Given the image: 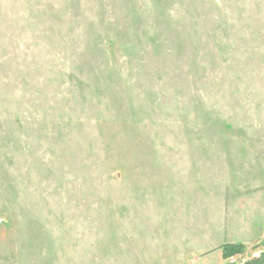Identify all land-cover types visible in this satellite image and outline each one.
<instances>
[{"label":"rangeland","instance_id":"1","mask_svg":"<svg viewBox=\"0 0 264 264\" xmlns=\"http://www.w3.org/2000/svg\"><path fill=\"white\" fill-rule=\"evenodd\" d=\"M245 189L264 0H0V264H184L227 235L221 264H264L227 233Z\"/></svg>","mask_w":264,"mask_h":264},{"label":"crops","instance_id":"2","mask_svg":"<svg viewBox=\"0 0 264 264\" xmlns=\"http://www.w3.org/2000/svg\"><path fill=\"white\" fill-rule=\"evenodd\" d=\"M257 189V188H254ZM241 201L237 209H229V216L227 220V233H231L233 230H243L247 233H252L258 235L260 240H264V189L263 190H249L245 189L242 196L240 197ZM234 213H237L238 216L234 219L232 217ZM225 233V232H224ZM234 236V235H233ZM232 235H228L224 238L223 243H219L215 246H210L206 251L199 249L197 253H193L189 258L190 260L184 264H221V261L224 262L223 258L225 257L223 246L226 244L233 245H243L244 247L247 244L239 242H229L231 240L237 241ZM261 242V241H260ZM202 243H207L208 241H203ZM260 244V243H258ZM263 249H258L253 256L259 255ZM235 258H231V262H235ZM243 263V262H242Z\"/></svg>","mask_w":264,"mask_h":264},{"label":"trees","instance_id":"3","mask_svg":"<svg viewBox=\"0 0 264 264\" xmlns=\"http://www.w3.org/2000/svg\"><path fill=\"white\" fill-rule=\"evenodd\" d=\"M222 249L225 257H232L245 252V247L243 245L226 244Z\"/></svg>","mask_w":264,"mask_h":264}]
</instances>
